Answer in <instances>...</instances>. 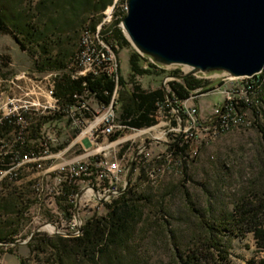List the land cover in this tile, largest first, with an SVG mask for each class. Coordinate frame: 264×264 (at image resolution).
<instances>
[{
    "label": "rangeland",
    "instance_id": "rangeland-1",
    "mask_svg": "<svg viewBox=\"0 0 264 264\" xmlns=\"http://www.w3.org/2000/svg\"><path fill=\"white\" fill-rule=\"evenodd\" d=\"M108 6L113 7L114 18L117 15L119 19L121 14L125 13L121 0H113ZM81 31L76 37L73 53ZM125 39L127 40L126 37ZM127 42L128 44L123 47L115 45V51L119 74L129 82L128 55L134 48L128 40ZM33 59L27 51L18 47L9 34L0 33V86L4 88L15 75L23 71L28 76L38 77L41 73L35 70ZM149 63L147 60L143 66L148 68V74L138 75L136 79L135 76L134 81L144 89L161 87L165 93L169 92L170 81L181 80L174 78L173 74H180L186 70L182 66L147 67ZM261 72L264 73L263 70ZM219 75L211 73L206 75L207 78L194 77L210 82L207 88H213L223 82ZM224 83L229 84L227 81ZM256 91L257 94L251 97L252 108L241 109L245 112L247 124L221 133L207 143L196 138L191 142V146L198 147V155L187 160L181 172L165 168L164 175L157 177L155 181L146 176V171L148 167L157 166L152 159L156 154L158 161L163 162L161 154L166 149V142H171L175 136L172 130L174 125L169 121L174 113V107L168 111L159 108L155 113V123L151 126L140 129L123 128L113 141L106 137L96 143L82 139L79 144L73 145L67 151L63 159L87 155V160L90 161L91 170L87 176L88 180L78 178L73 181V185L78 187L77 193L81 191L78 199L77 193L71 196L76 206L73 208V216L75 212L80 223L91 217H100L108 213L110 205L119 198L118 191L125 185L126 171L135 155V165L128 180L130 184H127H135L142 197L135 204L139 215L131 223L124 243L109 258L102 256L90 260L84 256L63 255L49 245L46 252L35 250L34 245L37 240L30 241L34 237L51 241L55 236L73 237L69 222L64 218L65 214L56 204L58 193L54 192L63 187L66 175L65 171L52 170L41 177L31 170L20 171L10 185L21 189L30 203L20 219L16 244L4 245L0 249V264H19L20 260H24V264L176 263L181 251L212 234L200 217L213 223L226 217L231 212L233 204L241 197L253 193L260 194L264 190L263 145L256 127L258 124L264 128V78ZM222 99L219 93L207 90L197 93L194 98L186 101V104H193L199 117L206 120L212 113L213 107L222 103ZM89 104L96 107L94 101H90ZM120 106L119 101L117 117ZM59 121L61 122L60 147H65L74 137V133L67 130L65 118L62 117ZM145 156H147L146 162H144ZM54 161L42 163L43 169ZM114 162L119 163L122 170L119 179L109 186V180L108 184H104L106 179L103 176L108 175L107 167ZM25 176L40 179L42 190L38 195H35L33 188L26 182ZM92 188L97 192L94 193ZM87 189L91 190L87 191ZM104 196L107 197L104 199ZM70 210L72 209L68 207L67 211ZM45 223L57 227L61 234L54 233L53 229L40 227L29 239L30 234ZM227 241L229 258L234 264H247V261L258 256L250 233L228 237Z\"/></svg>",
    "mask_w": 264,
    "mask_h": 264
},
{
    "label": "trees",
    "instance_id": "trees-1",
    "mask_svg": "<svg viewBox=\"0 0 264 264\" xmlns=\"http://www.w3.org/2000/svg\"><path fill=\"white\" fill-rule=\"evenodd\" d=\"M112 2L113 0H1L0 33L9 34L21 50L27 51L34 58L36 71L61 69L78 50L79 38L73 53L79 31L85 27L94 30L101 20V12ZM121 2L124 6V0ZM124 15L123 12L119 19L115 15L111 23L102 28L101 33L109 44L118 47L128 44L119 27ZM145 62L146 57L132 50L128 55L129 82L121 75L118 78V102H121V106L117 119L126 128L151 126L155 123V113L159 108L167 111L173 107L178 108L179 102L188 98L195 89H199L197 93H201L212 88H207L210 82L189 75L180 81H170L167 93L161 87L144 89L134 81V77L148 74V68L143 67ZM154 66L152 63L147 65ZM263 75L262 72L257 74L256 88L261 81L263 83ZM114 86V80L106 75L72 79L64 74L55 83L54 95L63 103H70L72 95L84 87L94 93L98 103L104 104L108 102ZM256 127L262 139L264 162V128L258 124ZM8 130V124L1 125L0 136ZM118 135L116 132L110 136V140L116 139ZM186 149L187 144L182 139L181 146L178 140L169 143L168 150L161 154L163 162L176 158L180 152L182 157ZM158 160L157 157L154 162L157 163ZM185 164L186 161L182 159V169ZM128 184L119 198L110 205L106 215L84 221L79 235L67 238L55 236L52 241L34 237L30 240H37L34 249L46 252L49 245L63 255L84 256L90 260L113 256L114 251L124 243L131 223L139 215L135 204L142 197L135 184ZM77 191L78 187L75 185L64 183L56 198V204L65 217L70 214L67 208L74 207L70 195ZM29 203V198L21 189L11 186L10 183H0V249L15 242L20 230V219ZM200 219L212 234L181 251L176 263L168 264H234L229 258L227 238L245 233L252 235L258 255L247 261V264H264V190L260 194L241 197L233 204L226 217L213 223L207 222L203 217ZM19 264H24V260H20Z\"/></svg>",
    "mask_w": 264,
    "mask_h": 264
},
{
    "label": "built area",
    "instance_id": "built-area-1",
    "mask_svg": "<svg viewBox=\"0 0 264 264\" xmlns=\"http://www.w3.org/2000/svg\"><path fill=\"white\" fill-rule=\"evenodd\" d=\"M113 19V7L107 6L102 11L101 20L94 30L87 27L82 29L78 50L65 67L40 72L38 77L28 76L23 71L15 75L4 88L0 86V126L4 123L9 125V130L0 136V183L12 184L16 175L26 170H31L41 177L52 170L65 171L66 180L63 184L67 185L73 184V181L78 178L88 180L89 177H85L89 176L91 169L87 155L72 159H63V156L82 139H88L92 143H96L103 137L110 140V136L126 128L117 121L120 74L116 47L109 44L101 33L102 28L110 24ZM147 60L152 63L149 58ZM64 74L72 79L106 75L114 80L115 86L108 102L104 104L98 103L94 93L84 87L80 92L72 95V102L63 103L54 95V86ZM206 75L193 76L207 78ZM219 76L223 82L209 91L219 93L223 98L222 103L213 107L208 119L202 120L195 106L186 104V101L196 96L199 89L194 90L193 94L179 102L180 105L173 110L174 113L169 118L174 125L172 130L175 132L171 142L178 140L181 146L182 139V142L187 144L185 154L181 157L180 152L176 158H169L167 161L157 162L155 167H148L147 177L157 179L164 175L163 165H170V171L181 172L182 159L187 162L198 155V147L191 146V142L196 138L207 143L221 133L247 124L245 112L241 109L252 108L251 97L257 94V74L251 77H225L222 74ZM226 81L229 84H225ZM84 85L85 82L82 83V86ZM90 101H94L96 107L91 106ZM217 112H224V120L220 121L218 127L209 128V119ZM62 117L67 122V130L74 133V137L65 147H60L59 125L61 122L59 120ZM171 142H166L165 150H168V144ZM146 159L147 156L144 157V162ZM152 159H157V154ZM51 161L54 163L43 169L42 163ZM121 170L117 162L108 165V175L105 174L103 177L107 184L109 180V186L119 179ZM25 180L33 188L35 195L41 192L40 179L25 176ZM61 188L54 192L59 195ZM90 190L87 189V191ZM92 190L94 193L97 192L94 188ZM69 212V216L64 218L69 222V228L73 231L72 236H77L81 233L83 223H80L75 212L73 216V209ZM47 224L53 227L54 233L61 234L52 224L45 223L40 227L44 228Z\"/></svg>",
    "mask_w": 264,
    "mask_h": 264
},
{
    "label": "water",
    "instance_id": "water-1",
    "mask_svg": "<svg viewBox=\"0 0 264 264\" xmlns=\"http://www.w3.org/2000/svg\"><path fill=\"white\" fill-rule=\"evenodd\" d=\"M124 6L119 26L129 43L153 64L185 67L176 79L251 77L264 69V0H124Z\"/></svg>",
    "mask_w": 264,
    "mask_h": 264
},
{
    "label": "bare ground",
    "instance_id": "bare-ground-1",
    "mask_svg": "<svg viewBox=\"0 0 264 264\" xmlns=\"http://www.w3.org/2000/svg\"><path fill=\"white\" fill-rule=\"evenodd\" d=\"M257 83V81H256ZM224 120V112H217L216 114H213L212 117L209 119V128H216L220 125V121H223ZM158 157V156H157ZM167 157V156H166ZM168 157H171V156H168ZM168 159V158H167ZM170 165H163V171L164 169L169 168ZM150 180H153L155 181V177H148ZM153 181V182H154ZM45 228L49 229V230H52L53 227L51 225H46Z\"/></svg>",
    "mask_w": 264,
    "mask_h": 264
},
{
    "label": "crops",
    "instance_id": "crops-1",
    "mask_svg": "<svg viewBox=\"0 0 264 264\" xmlns=\"http://www.w3.org/2000/svg\"><path fill=\"white\" fill-rule=\"evenodd\" d=\"M140 76H144V75H140ZM137 78V76L135 77V79ZM134 79V80H135ZM136 83H138V82H136ZM139 84V83H138ZM152 89H154V88H152ZM56 117H60V116H56ZM117 121H118V119H117ZM119 122V121H118ZM120 123V122H119Z\"/></svg>",
    "mask_w": 264,
    "mask_h": 264
}]
</instances>
